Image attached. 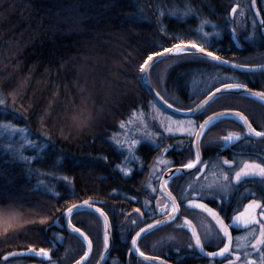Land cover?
Here are the masks:
<instances>
[{"label": "trees", "instance_id": "trees-1", "mask_svg": "<svg viewBox=\"0 0 264 264\" xmlns=\"http://www.w3.org/2000/svg\"><path fill=\"white\" fill-rule=\"evenodd\" d=\"M241 3L247 9L236 21ZM202 21L215 25L219 37L200 42ZM261 21L264 0H0V125L26 129L33 142L22 150L15 139L0 137V264L75 263L86 247L67 230L63 216L90 199L105 201L112 252L125 255L141 226L129 212L140 205L145 167L160 151L140 143L132 171L125 174L124 157L112 143L119 124L155 106L141 87V66L148 56L177 44H196L243 66L262 65ZM149 79L167 103L183 111L225 84L264 91V73L234 72L189 55L159 60ZM221 110H238L264 131V104L246 96H220L194 119ZM238 124L222 119L209 129L202 139L205 159L218 156L232 130L243 133ZM166 140L172 145L168 155L178 152L177 165L191 159V140L181 150L183 137ZM71 222L90 238L87 264H96L104 244L101 219L81 211ZM41 248L50 258L28 253ZM182 254L186 264L207 263L190 258L189 250Z\"/></svg>", "mask_w": 264, "mask_h": 264}, {"label": "flooded vegetation", "instance_id": "flooded-vegetation-1", "mask_svg": "<svg viewBox=\"0 0 264 264\" xmlns=\"http://www.w3.org/2000/svg\"><path fill=\"white\" fill-rule=\"evenodd\" d=\"M235 19L236 21L242 20V18L239 20L238 17H236ZM261 31H263L264 33V28ZM248 33L249 32L247 30H244L242 32L243 35H247ZM252 35L254 34H250V38L252 37ZM232 36L236 38L235 33ZM240 37L246 39L241 35ZM247 37L249 36L247 35ZM257 74H261V73H257ZM221 111H235L242 113L238 110H221ZM194 118H196V116L188 119L193 120V122L196 125H198L197 127L198 130L199 125L205 118L200 122H196ZM226 119L234 120L237 123H239L238 128L241 127L242 128L241 131L243 130V133L240 134L239 131L235 132L236 130L235 131L232 130L233 132L231 131L230 134L231 133L240 134L241 139L234 143L223 142L222 146L218 151V156L211 159H205L203 156L202 139L205 136V134L209 131V129H211V127L215 123H217L219 120L222 119L215 121L214 124L207 129V131L205 132V134L203 135L200 141V150L202 155V161L207 162L208 166L205 168L202 165H199V167H201V172L197 173L195 172V170H193L191 173H195L194 175H185L182 173H178L175 174L172 177V179H168L169 182L166 187L168 191H170V193L175 198V202L179 205V213L175 217V219H172L171 221L158 227L154 231L146 234L145 236H143L141 239L138 240L139 249L145 254V256L160 258L167 261L170 264H186L184 260L186 255L182 254V252H187L189 250L191 252V254H189L190 258L194 257V259L206 260L207 261L206 264H229V260L235 262V256H232L230 254L226 255V258L224 257L222 259H207L199 255L195 247L189 248V245L190 244L194 245V243L191 233V227L186 223L187 221H191V223L195 226L198 234L201 236L202 242L205 244L204 249L207 252H214V251L218 252L220 248H223L224 245L226 244V240L222 232H220L217 229V227L213 224V222L209 219V217L205 213H203L201 209L192 207L188 201L191 200L194 203L207 204L209 208L218 212L221 218L223 219V221L226 223V225L229 226L233 237L232 249L234 250L236 245V239L239 236L249 232L251 228H245L242 224L239 227L235 226L233 224L232 218L239 215V213L243 212L244 209L247 207V205H249L253 200L260 202V204L264 206V183H262L258 178H246L240 183H237L234 180L235 171L239 170L238 167L239 162L252 160V161L264 163V143H263L264 139H256L248 135V132L241 123V121L233 118H226ZM235 126L237 125L231 124L232 128H235ZM252 127L255 128L253 125ZM244 133L248 137H250V139L244 137L242 135ZM169 137L170 136L163 135L161 139L162 142H160V145L158 143V145L155 146V148H159L160 151L156 154V156H154L150 165L148 167H145L147 168L146 170L147 174L144 177V184L142 189L143 197L141 199V203L140 205L134 207L133 211L129 212L130 215L132 214L136 215L135 218L137 220L134 221L135 223L138 222V225H141L139 230L157 220H161L165 216H168L171 213V208L173 207V203L171 202L170 197L168 195L163 194L160 191L161 180L164 174L172 168L182 167L180 162L179 165L176 164V161H178L177 158H179V156L176 155L178 154V152L174 153L171 157L168 155L169 150L172 148V145L166 140ZM180 137H183L185 139L183 142H180L177 145L180 150L183 149L185 146L187 147L189 141L191 140L192 153L190 160H193L195 158V151L193 146V141L195 136L194 137L180 136ZM254 140L259 141V143L256 144ZM210 144H214V143L211 142ZM159 155H162L163 159H165L166 162V166H165L166 168L162 167L165 170L161 171L160 178H158L157 175H154L153 174L154 170H152L153 163L155 162L156 157ZM223 160H230L233 161L234 163L233 165L229 166L223 164L222 163ZM213 165H215L217 169L214 172H211L212 168L214 167ZM224 173L228 174L229 181H225L223 179ZM208 177H210V179H207ZM148 181H150L152 185H154V187L156 188L155 193H150L149 190L146 188ZM222 183L224 186L223 188L221 186ZM189 185H191V187H189ZM209 185H211L212 187L209 188ZM209 192H211V195H209ZM200 193H203V199L200 198L199 195ZM185 197H187V199H185ZM182 200L183 202L181 203ZM99 201H100L99 206L103 209L105 201L102 200ZM133 203L137 204V200L133 199ZM161 207H166L167 211L162 213L160 211ZM136 209H140V212L138 213ZM184 211H185V215L183 214ZM260 211H261L260 208H255L250 212V215H255L257 219L264 220V217H260ZM141 213L143 215H141ZM207 223L209 226L205 225ZM180 225H184V227H180ZM254 226L255 225H253L252 227ZM139 230H137L135 234ZM103 235H104V226H103ZM134 235L132 236V239ZM210 236H215L216 238L212 239L211 243L209 244L208 239ZM158 237L161 239L159 240ZM132 239L130 241V247L125 255L120 254V249L118 250V253H115V251L112 252V246H111V250L105 264L107 263L108 264H148L140 260L132 252L131 249ZM143 239L144 242L141 243ZM140 243L143 245H140ZM158 246H161L162 248H158ZM170 247L173 249H171ZM143 248H146L147 252H149L151 249H155V250L152 253H147L143 250ZM156 248L160 249V251L156 250ZM103 249H104V244H103ZM192 251L194 253H192ZM102 253L103 250L98 258V261L100 260ZM123 256H125L124 261H122L121 258ZM98 261L96 262V264L98 263Z\"/></svg>", "mask_w": 264, "mask_h": 264}, {"label": "snow or ice", "instance_id": "snow-or-ice-1", "mask_svg": "<svg viewBox=\"0 0 264 264\" xmlns=\"http://www.w3.org/2000/svg\"><path fill=\"white\" fill-rule=\"evenodd\" d=\"M193 11L191 8L188 9V12ZM188 12H185V15L188 14ZM233 14L236 13V8L232 9ZM175 14V13H172ZM161 15H163V12H161ZM206 23H210L209 21H202L201 22V31H203V24ZM262 24H264V21H261ZM213 27H216L215 25H213ZM205 35H208L207 33H205ZM193 48H199L200 52H205V49L200 47L199 45L193 44L192 45ZM175 52L177 53H181L184 52L186 49L185 47L181 46V45H177L176 48L174 49ZM173 49H165L164 52H172ZM156 55H163V53H157ZM207 55L209 57H212L213 60L216 61H220L221 63H228L227 61H222L221 58L219 56H216L213 52H207ZM153 57L152 56H148L147 61H145V64L141 66V71L146 70L148 67H150V65L148 64L149 61H152ZM235 67H243V65H235ZM249 71H256V70H264V65H261L259 69H248ZM247 85L245 84H241V83H236V84H225L224 85V89L225 90H229V89H246ZM220 89L217 88L216 92H219ZM250 91V90H249ZM157 95H159L157 93ZM253 95H255L256 97H258L261 101H264V91L262 92H258V93H254ZM215 96V93L212 94V96H209V100L212 99V97ZM209 100H205L202 104L197 106V109H193L192 111H198L200 109H203L205 105H207L209 103ZM4 103L3 100H0V105H2ZM220 116L224 115V113L219 114ZM236 116L238 117V119L242 120L243 123L247 126L248 128V135H252L254 134L256 137H260V138H264V131H257L255 128H253L251 126V124L248 122V118L246 116H244L242 113H236ZM215 119H219V116H217ZM215 122L213 117H209L208 120H206L204 122V124L200 125V129L201 131L198 132H193L190 131L189 129H184V131L189 132L190 135L195 136L197 142L199 141L200 137L203 135V129H205L206 127H209L211 125H213ZM0 127L3 128H8L11 130V134L15 135L17 132L20 133H25L26 129H18L14 126L11 125H0ZM121 127L123 128L124 125L122 124ZM169 132L172 131V129H168ZM224 142L225 143H234L236 141H239L241 139V135L240 134H236V133H231L228 136H225L224 138ZM28 145H32L33 142L31 140H28ZM141 141L139 140H133L132 141V145H137L140 144ZM11 147V145L9 146ZM23 145H22V150H23ZM171 147V146H170ZM130 150H131V146H130ZM167 151V150H165ZM24 159H29L28 157H23ZM223 164L226 165H233V161L230 160H223L222 161ZM198 165H202L203 167H207L208 164L205 161H202L201 156H200V151H199V146L197 144V150L195 152V158L193 160H189L187 163H183L182 164V168L183 169H188V170H192L195 169V172H201V167H198ZM239 170L235 171V175H234V180L237 183L242 182L243 180H245L246 178H258L262 183H264V163L261 162H256V161H241L238 164ZM131 170H127L125 172V174H128V172H130ZM181 169H177V172H180ZM185 175H194L195 173H184ZM175 174H171L169 176V179H172V177ZM223 179L225 181H229V176L227 173L223 174ZM168 180H165L163 182V186L166 187L168 185ZM226 186V185H225ZM189 187H191V185H189ZM212 186L209 185V188H211ZM153 191H156V189H153ZM200 198L203 199V193H200ZM209 195H211V192H209ZM169 196H171V193H169ZM185 199H187V197H185ZM172 200L175 201V198L172 197ZM183 202V200L181 201V203ZM189 204L194 207V208H199L204 210L205 212L209 213L210 215L213 216V218H218L219 217V213L215 212L213 209L209 208L207 204L205 203H194L193 201L189 200L188 201ZM85 204H88V202L86 201ZM76 206L73 205V208H75ZM73 208H69L68 214H69V223L71 222V213L73 211ZM255 208H260V217H264V206H262L260 204V202L253 200L249 205H247V207L244 209L243 212L239 213V215L235 216L233 219V224L237 227H239L241 224L245 227V228H251V232L252 234L256 233V228L252 227L253 225H258L259 226V234L258 236H256L255 239V243H253L251 245L252 249L258 253L259 258H260V264H264V221H262L261 219H257V217L255 215H250V212L255 209ZM97 212H99L101 215H103L105 217V220H107V214L104 213L103 209H96ZM136 211L139 213L140 209H136ZM160 211L162 213L167 211L166 207H161ZM179 212V205L174 203V206L171 208V213L169 214V218L170 219H175V215L176 213ZM141 215H143L141 213ZM217 222L220 225V229L223 232V236L227 237L228 242L224 245L223 248H220L218 252H209L208 255L212 256V257H216V256H220V257H225L226 258V254H230L232 256H235V262H239L241 261V256L240 254H238L237 252H235L232 249V244H233V237L231 236V233L229 232V226L223 223L222 219H217ZM133 223H135V221H133ZM162 223L161 221H157L156 224H160ZM187 225H191V221H187L186 222ZM155 227V225H148V229H151ZM180 227H184V225H180ZM76 232H80V229H74ZM147 229L141 228L139 232L136 233V238L132 239V245L133 248L136 252H139L140 256H144L145 254L140 251L139 246H138V240L141 237V233L146 232ZM192 235L194 237L195 243L194 245L190 244L189 248L192 247H198L201 251L204 250L205 244L202 242L201 240V236L196 232L195 228H193L192 231ZM85 239H87V237H84ZM215 236H210L208 239V243L210 244L212 239H215ZM108 233L107 230H105V235H104V244H105V251H107L108 248ZM92 250V242L91 240H88V252L84 254V257H82V260H86L88 254L91 252ZM30 252H35V249H29ZM38 255L44 256V257H49L50 258V252L46 251L45 249L41 248L39 250V253H37ZM9 255H17L16 253H9ZM245 256L247 257L242 264H257V261L254 259H251V254L250 253H245ZM101 259H103V257H101ZM146 259H153L151 257H146ZM5 260H7V257H5ZM234 261L229 260V264H235ZM77 264H81L80 261L77 262Z\"/></svg>", "mask_w": 264, "mask_h": 264}, {"label": "water", "instance_id": "water-1", "mask_svg": "<svg viewBox=\"0 0 264 264\" xmlns=\"http://www.w3.org/2000/svg\"><path fill=\"white\" fill-rule=\"evenodd\" d=\"M177 45H181V46L185 47L186 50L184 52H181V53L175 52L174 49L176 48ZM177 45L169 48V49H173L172 52H164V51H162V52H159V53H163V55H156V54L155 55H152L153 60L148 62V64L150 65V67H148L144 71H141V73H140V84H141L142 89L149 96V98L152 100L153 104L162 113H164V114H166V115H168L170 117L178 118V119L193 118V117L199 115L210 103H212L213 100H215L216 98H218L220 96L227 95V94L246 96V97L256 98V99L260 100L258 97H256L255 95H253L254 93H258L260 91L252 90V89H249V88H246V89H229V90H225L224 89V86H222V87H219V89H220L219 92H216V90H214L208 96H206L203 100H201L194 108H192L190 110L183 111V110H179V109L171 106L160 95H157L158 92L155 90V88L153 87V85L151 84L150 79H149V70H150L151 66H153L159 60L166 59V58H173V57H178V56H186V55H189V56H195V57L203 58L205 60H208L210 62L216 63V64H218V65H220V66H222V67H224V68H226L228 70L235 71V72L248 73V74H257V73H263L264 72V70H256V71H249L248 70V69H259L261 65H259V66H243V67H239L238 68V67H235V65H237V64L231 63V62H229V61H227L225 59H222V58H221L222 61H227L228 63H221L220 61L213 60L212 57H209L207 55V52L208 51L205 50V52H200L199 51V48H193L191 44H177ZM213 93H215V96H213L212 99L209 100V96H212ZM205 100H209V103L207 105H205L203 109H200L198 111H192L193 109H197V106L200 105V104H202ZM261 102L264 103V101H261ZM221 113H224V115L220 116L219 114H221ZM236 113H239V112H235V111H220V112L214 113V114L208 116L207 118H205L201 122L200 125L204 124V122L206 120H208L209 117H213L215 121H217L219 119H224V118L225 119L226 118H233V119H237V120L241 121V123L243 124V126L245 127V129L248 132L247 126L243 123L242 120L238 119V117L236 116ZM217 116H219V119H215ZM209 127H206L205 129H203V135L205 134V132L207 131V129ZM198 131H201L200 127L198 128L197 132ZM203 135L200 137V139H199L198 142H197V140H196L195 137H194V141H193V146H194V151L195 152L197 150V144L199 146V151H200L201 159H202V155H201V150H200V141H201ZM250 136L251 137H254L256 139H264V138L256 137L254 134H252ZM198 167H199V165H198ZM177 169H181V171L180 172H177ZM193 170H195V169L188 170V169H183L182 167H176V168H172V169L168 170L164 174V176H163V178L161 180L160 191L163 194L169 196L170 191H168L167 187H164L163 186V182L165 180H168L169 179V176L171 174H178V173L184 174V173L192 172ZM169 197L171 199V202L173 203V206H174V203L177 204L175 201L172 200V197H173L172 194ZM86 201L88 202V204H85ZM99 205H100V201H98V200H91L90 199V200H85L82 203L75 204V206H76L75 208H73V206H71L70 208H73V211L71 213V217H72L73 214H75L77 212L89 211V212H92V213L96 214L102 220L103 226H104V235H105V230H107L109 240H108V248H107V251H105V244H104L103 253L101 255V257H103V259L100 258V260L98 261L97 264H105L106 261H107V258L109 256V253H110V250H111V246H112V229H111V224H110V220H109L108 216H107V220H105V217L103 215H101L99 212L96 211V209H102ZM202 211H203V213H205L209 217V219L213 222V224L217 227V229L220 232H222V230L220 229V225L217 222V219H222L221 216L219 215L218 218H213V216L210 215L209 213L205 212L204 210H202ZM178 213L174 214L175 217L178 215ZM63 220H64V224H65L67 230L70 233H72L73 235L77 236L84 243V245L86 247V252L85 253H87L88 252V240H90V238L82 230H80V232H76L74 230V229H78V228L75 227L71 222L69 223V214H68V211H66L64 213ZM171 220L172 219H170L169 218V215H168V216L163 217L161 220H157V221H161L162 222V223H160L158 225L156 224L157 221L151 223V225H155V227H153L151 229H148V225L145 226L144 229H147V231L144 232V233H141L140 239L143 236H145L146 234L154 231L158 227L166 224L167 222H169ZM223 223L226 224L224 221H223ZM190 227H191V233H192L193 228H195V226L191 223ZM195 230H196V228H195ZM196 232H197V230H196ZM229 232L231 233L230 228H229ZM222 234H223V232H222ZM85 236L87 237V239L84 238ZM231 236H232V233H231ZM133 238H136V234L134 235ZM192 238H193V243H195V240H194L193 235H192ZM225 240H226V243H227L228 242L227 237H225ZM131 249H132V252L135 254V256H137L140 260H142L145 263H148V264H170L167 261H165L163 259H160V258L151 257L153 259H146V257H150V256H145V255L144 256H140L139 252H136L134 250L133 245H132V242H131ZM195 249H196V251L198 252L199 255H201L202 257L207 258V259H222V258H224V257H220V256H216V257L209 256L208 255L209 252H207L205 249L203 251H201L198 247H195ZM92 251H93V245H92L91 252L87 256V259L86 260H82V258H80L78 261H80L81 264H86L89 261L91 255H92ZM28 253H31V254L36 255L38 257H43V256L37 254V253H39V251H35V252L28 251ZM226 255H228V254H226ZM78 261H76L73 264H77Z\"/></svg>", "mask_w": 264, "mask_h": 264}, {"label": "rangeland", "instance_id": "rangeland-1", "mask_svg": "<svg viewBox=\"0 0 264 264\" xmlns=\"http://www.w3.org/2000/svg\"><path fill=\"white\" fill-rule=\"evenodd\" d=\"M240 8L241 11L239 10L236 14L238 19L243 18L245 14L244 10L247 9V6L244 8L243 3H241ZM197 33H198L197 36L199 41L200 42L203 41L204 43L208 42L211 36L215 38L219 37L218 29H215V27L211 25L203 24V31H201V27H200ZM205 33H207L208 35H205ZM206 50L208 51V49ZM122 124L124 125L123 128L121 127ZM197 127L198 125H196L193 122V120L175 119L173 117H169L168 115L161 113L160 110H158L157 107L153 105L149 106V110L146 113H142V112L135 113L133 116H131V118L128 121L119 124L118 131H116L112 136V143H114L116 148L119 150V152H121L122 156L124 157L123 158L124 163L122 166L123 173H125L129 169L132 171L133 162L134 160H136V157H138L136 153L137 150L136 148H138L139 144L132 145L133 140H139L141 141V143L147 142L150 144L158 145V140L162 139L163 135L172 136V137H179V136L194 137L190 135L189 132L184 131V129H189L190 131L196 132ZM168 129H172V131L169 132ZM0 137L7 138V140L9 141H13L15 139L17 143H21V145L23 146L28 145L27 132L25 133L17 132L15 135H12L10 129L0 127ZM130 146H131V150H130ZM165 166H166V162L165 159H163L162 155L157 156L152 167V170H154L153 174L157 175L158 178H160L161 171L165 170L162 167ZM213 166L214 167L212 168L211 172H214L217 169L215 165ZM207 179H210V177H208ZM146 186H147L146 188L149 190L150 193L156 192L153 191V189L156 188L154 187V185H152L150 181H148ZM221 186L222 188L224 187L223 183L221 184ZM41 223H45V222L42 221ZM205 225L209 226L208 223ZM254 227L256 228L255 234H252L250 229L249 232L239 236L236 239V245L234 251L240 254L241 261L235 262V264H242V262L247 258L245 256V253H250L251 259L256 260L257 264H260V258L258 253H256L251 247V245L255 243L256 236H258L259 234V226L255 225Z\"/></svg>", "mask_w": 264, "mask_h": 264}, {"label": "bare ground", "instance_id": "bare-ground-1", "mask_svg": "<svg viewBox=\"0 0 264 264\" xmlns=\"http://www.w3.org/2000/svg\"><path fill=\"white\" fill-rule=\"evenodd\" d=\"M175 46V45H174ZM169 49V48H168ZM153 55H155V54H153ZM217 56V55H216ZM221 58V57H220ZM222 59H224V58H222ZM226 60V59H225ZM228 61V60H227ZM229 62H231V61H229ZM213 63V62H212ZM231 63H233V62H231ZM216 64V63H215ZM234 64H236V63H234ZM144 65V64H143ZM237 65H239V64H237ZM151 68H152V66H151ZM151 68H150V70H151ZM150 70H149V73H150ZM254 99H256V98H254ZM256 100H258V99H256ZM258 101H260V100H258ZM261 102V101H260ZM261 103H263V102H261ZM264 104V103H263Z\"/></svg>", "mask_w": 264, "mask_h": 264}]
</instances>
